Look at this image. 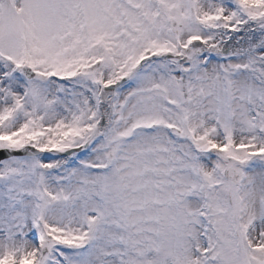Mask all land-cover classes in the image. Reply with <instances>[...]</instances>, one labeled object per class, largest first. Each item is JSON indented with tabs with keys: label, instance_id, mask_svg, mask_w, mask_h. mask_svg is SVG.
I'll list each match as a JSON object with an SVG mask.
<instances>
[{
	"label": "snow or ice",
	"instance_id": "1",
	"mask_svg": "<svg viewBox=\"0 0 264 264\" xmlns=\"http://www.w3.org/2000/svg\"><path fill=\"white\" fill-rule=\"evenodd\" d=\"M0 264H264V0H0Z\"/></svg>",
	"mask_w": 264,
	"mask_h": 264
}]
</instances>
